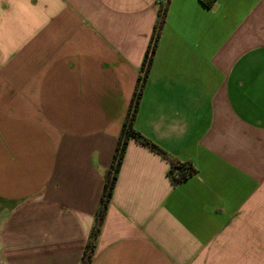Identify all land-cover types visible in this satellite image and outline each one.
I'll list each match as a JSON object with an SVG mask.
<instances>
[{
	"label": "crops",
	"instance_id": "0c3cea01",
	"mask_svg": "<svg viewBox=\"0 0 264 264\" xmlns=\"http://www.w3.org/2000/svg\"><path fill=\"white\" fill-rule=\"evenodd\" d=\"M165 0H0V264H79ZM92 264H264V0H170Z\"/></svg>",
	"mask_w": 264,
	"mask_h": 264
},
{
	"label": "trees",
	"instance_id": "16d2710c",
	"mask_svg": "<svg viewBox=\"0 0 264 264\" xmlns=\"http://www.w3.org/2000/svg\"><path fill=\"white\" fill-rule=\"evenodd\" d=\"M169 3L170 0H165L164 2H160L159 4L158 23L155 25L150 46L148 48V51L146 52L141 74L136 81V86L132 95L131 103L122 123L115 153L104 178V185L95 211L93 224L84 245L79 264H92L93 262L98 239L105 222L114 185L117 180L118 171L125 154L126 146L130 139H134L135 141L139 142L168 162L169 169L167 171V176L174 187L178 186L197 173V170L191 161L179 160L178 158L174 157L173 155L162 149L160 146L152 142L146 136L138 132L134 127V122L146 85L148 72L152 64L153 55L156 50L157 43L160 39L163 25L165 23V17ZM202 3L208 8H213L216 0H202Z\"/></svg>",
	"mask_w": 264,
	"mask_h": 264
}]
</instances>
